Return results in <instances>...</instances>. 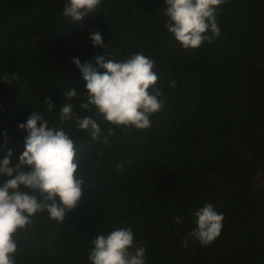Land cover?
Masks as SVG:
<instances>
[{
  "label": "trees",
  "instance_id": "16d2710c",
  "mask_svg": "<svg viewBox=\"0 0 264 264\" xmlns=\"http://www.w3.org/2000/svg\"><path fill=\"white\" fill-rule=\"evenodd\" d=\"M65 4L0 0V76L20 75L11 85L0 79V159L11 150V166L19 163L28 135L19 125L46 98L55 105L46 118L59 124L71 88L75 112L93 115L108 136L102 116L80 111L86 81L73 58L96 65V56L143 52L156 62L165 105L149 129H117L108 143L74 121L63 125L76 142L83 195L63 222L33 217L17 237V264H90L92 240L117 227H132L146 264H264V0H227L221 36L196 50L165 27L164 0H103L80 22L62 15ZM95 31L106 48L93 45ZM15 175L0 174V183ZM206 202L224 215L221 235L185 247Z\"/></svg>",
  "mask_w": 264,
  "mask_h": 264
},
{
  "label": "clouds",
  "instance_id": "9594fccd",
  "mask_svg": "<svg viewBox=\"0 0 264 264\" xmlns=\"http://www.w3.org/2000/svg\"><path fill=\"white\" fill-rule=\"evenodd\" d=\"M103 0H66L62 15L80 22L90 13L98 12ZM227 0H164L162 15L165 27L185 50L201 48L221 36L217 14ZM94 46L107 47L100 31L90 34ZM96 65L73 62L80 68L86 81V93L80 99L82 113H95L110 125L105 136L101 125L91 114L75 112L76 89L64 92L67 103L59 108V124H50L46 113L54 111L51 99L45 100L46 109L36 110L21 123L27 130L25 150L19 163L11 166L12 151L0 159V174L14 178L0 183V264H17L19 240L17 237L33 223V217L47 212L48 217L63 222L65 214L76 208L84 190L80 158L76 142L63 125L75 122L77 130L87 131L94 140L108 137L117 129L147 130L152 116L164 105L163 92L158 87L156 62L143 52L126 59H108L96 56ZM99 69H104L101 72ZM0 79L11 85L20 79L18 72H5ZM176 87V82H170ZM28 166L30 170H25ZM25 190H22V187ZM57 197L59 199H57ZM195 227L182 243L195 238L202 246H210L221 235L224 215L206 202L193 213ZM176 223H181L180 218ZM88 250L90 264H146V247L138 245L132 227H117L98 234Z\"/></svg>",
  "mask_w": 264,
  "mask_h": 264
},
{
  "label": "rangeland",
  "instance_id": "374dc122",
  "mask_svg": "<svg viewBox=\"0 0 264 264\" xmlns=\"http://www.w3.org/2000/svg\"><path fill=\"white\" fill-rule=\"evenodd\" d=\"M260 178V177H259ZM259 183L262 184V180H259Z\"/></svg>",
  "mask_w": 264,
  "mask_h": 264
},
{
  "label": "water",
  "instance_id": "95a60500",
  "mask_svg": "<svg viewBox=\"0 0 264 264\" xmlns=\"http://www.w3.org/2000/svg\"><path fill=\"white\" fill-rule=\"evenodd\" d=\"M245 264H247V263L245 262Z\"/></svg>",
  "mask_w": 264,
  "mask_h": 264
}]
</instances>
